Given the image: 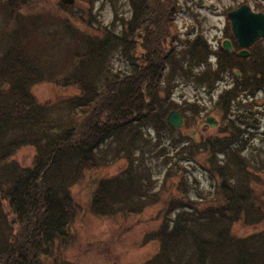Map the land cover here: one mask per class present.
Segmentation results:
<instances>
[{
	"label": "trees",
	"instance_id": "16d2710c",
	"mask_svg": "<svg viewBox=\"0 0 264 264\" xmlns=\"http://www.w3.org/2000/svg\"><path fill=\"white\" fill-rule=\"evenodd\" d=\"M176 2L129 0L130 16H114L110 26L100 24L94 30L91 11L81 18L71 14L72 6L59 2V9L74 17L64 19L63 31L62 25H45L39 17L23 13L38 0L4 2L24 29L17 36L7 35L11 38L0 53V264H41L56 244L65 243L82 213L74 186L91 170L120 159L128 166L122 173L93 177L98 185L89 208L97 216L125 218L166 200L168 211L151 237L159 250L144 264H264V228L246 237L234 231L237 223H264V208L253 186L260 183L264 168L248 163L229 140L198 141L191 133L184 138L166 120L171 110L182 113L183 107L159 98L165 76L205 83L210 89L222 73L238 69L244 74L238 58L225 52L217 70L209 71L213 53L202 36L184 42L188 49L176 58V46H184L171 28ZM89 3L92 10L94 2ZM33 30L50 37L39 45ZM67 34L76 37L78 52L65 56L63 51L61 62L56 61L49 47L61 44ZM117 53L128 64L127 71L112 67L110 59ZM171 61L179 69L171 65L167 70ZM259 67L253 70L255 80L264 79V59ZM43 82L78 92L42 104L32 87ZM232 93L227 91L215 108L225 106ZM191 107L195 113L205 108ZM243 113L249 110L239 111ZM111 142L116 150L101 155ZM240 144L238 139L235 145ZM24 147L36 153L30 167L14 158ZM201 153L208 155L210 184L187 170ZM157 161L165 167L162 179L155 172Z\"/></svg>",
	"mask_w": 264,
	"mask_h": 264
},
{
	"label": "rangeland",
	"instance_id": "374dc122",
	"mask_svg": "<svg viewBox=\"0 0 264 264\" xmlns=\"http://www.w3.org/2000/svg\"><path fill=\"white\" fill-rule=\"evenodd\" d=\"M5 1L0 0V52L4 50L12 36H17L18 32L24 29L23 25L19 23V18L14 19L11 16L8 3L7 5L4 4ZM60 1L38 0V5L25 8L23 13H30L39 17L45 25H62L61 31H63L65 29L64 19L74 20V17L59 9L58 3ZM199 1L177 0L176 2L177 11L171 19V28L173 34L178 35L175 39L184 44L183 47L176 46V50H179V52L176 51L177 59L182 55V51L186 52L188 49L184 42L196 40L199 36L207 41L213 51L219 52L221 41L225 40L226 33L231 34L230 24L226 16L227 12L239 8L241 4L249 5L254 12L264 13V0H202L201 5ZM77 2L80 6L78 4L73 6L71 14H76L82 18L83 16L87 17V12L91 11L90 14L94 16L92 30L98 28L100 24L110 26L114 21V16L119 20L120 16L128 17L132 13L129 0H77ZM89 2H94L92 10ZM53 12H56L59 18L55 19L56 15ZM115 24L118 26L119 22L116 21ZM80 29L84 30V27H80ZM35 30L32 32H36ZM33 35L40 41L39 45H42V42H46L50 37L48 33L40 35L36 32ZM60 42L62 45L57 43L55 48L49 47L50 52L55 55L56 61L61 62L63 51L65 56L69 52L73 55L77 54L79 43L75 36L67 34L60 39ZM249 52L251 60L239 66L244 72L242 77L238 76L239 78L235 79L234 75L227 71L225 74L218 75L222 79V83H215L209 89L208 86L204 87L205 83L198 84L181 77L170 80L166 79L165 76L160 84L159 98L174 100L183 107L182 116L185 125L179 130H181V135L184 138H187L191 133L198 141L208 137H215L220 141L229 140L232 148L237 146L241 149L246 161L248 159L255 166L264 168V81L262 78L255 80L252 76L253 70L260 68L259 62L264 59V40L250 48ZM110 61L115 71L128 70V64L120 59L119 53ZM170 63H168L170 66L167 70L171 69V65L173 68L179 69L175 63L172 61ZM198 63L192 68L194 69ZM210 64L211 70L209 71L217 70L216 62ZM204 70L208 71L207 69ZM167 73L169 72L167 71ZM246 78L249 79L247 82L245 81ZM230 90L234 92L226 105L220 104L215 108L214 105L220 102L222 96ZM32 91L43 104L55 103L65 96L78 92L76 89L56 87L49 82L35 85ZM159 98L156 101L160 105L161 100ZM192 104L202 105L205 108L195 113L191 107ZM242 110L245 112L249 110V114L239 115V111L241 113ZM207 112L210 113L207 114ZM224 114H226V119L222 120ZM210 116L218 120L219 125L217 127H210L206 124L205 120ZM237 116L240 117L239 121L233 120ZM246 120L249 122H245ZM233 135L236 137L232 140ZM159 137L167 138L163 133H160ZM238 139L241 144L235 145ZM116 148L112 142L107 143L100 150V152L102 151L101 155L106 156L109 154L107 151L113 149L114 152ZM35 154L33 148L24 147L17 151L14 158L22 166L30 167L34 163ZM196 160L195 165H190V168L187 167L188 173L190 176H198L201 181L210 184L211 179L206 172L207 165H209L208 155L201 153L196 156ZM127 167L124 160L120 159L114 165L91 170L83 182L74 186L73 193L83 206L82 213L71 225L70 235L66 238L65 243L56 244L52 254L43 257L41 264H144L157 254L159 243L151 237L159 229L164 214L168 211L166 200L149 207L140 215H130L125 218L97 216L90 211V199L98 185L97 182H92L93 177L105 179L122 173ZM164 169L165 167L160 162L156 164L157 177L160 176L159 178L162 179ZM212 170L215 171L213 165ZM259 180V184H253L254 194L259 198L260 206L264 208V172L259 176ZM262 228H264V223L250 227L237 223L234 226V231L238 236L246 237Z\"/></svg>",
	"mask_w": 264,
	"mask_h": 264
},
{
	"label": "water",
	"instance_id": "95a60500",
	"mask_svg": "<svg viewBox=\"0 0 264 264\" xmlns=\"http://www.w3.org/2000/svg\"><path fill=\"white\" fill-rule=\"evenodd\" d=\"M62 2L74 4L75 0H62ZM228 18L232 23L233 33L242 48L249 47L257 40L264 38V14L254 13L248 5H243L239 9L229 12ZM225 47L231 49L227 42ZM247 54V52H242L240 56ZM167 121L174 128H181L184 122L182 116L176 111L168 116ZM207 123L211 127L216 124L213 118H208Z\"/></svg>",
	"mask_w": 264,
	"mask_h": 264
},
{
	"label": "flooded vegetation",
	"instance_id": "af4514ba",
	"mask_svg": "<svg viewBox=\"0 0 264 264\" xmlns=\"http://www.w3.org/2000/svg\"><path fill=\"white\" fill-rule=\"evenodd\" d=\"M231 44L233 45V48L235 50V48L237 47V43L231 38ZM234 53V51H233Z\"/></svg>",
	"mask_w": 264,
	"mask_h": 264
}]
</instances>
